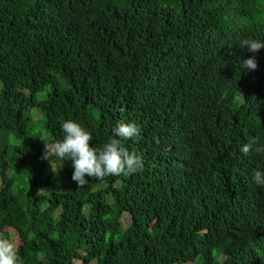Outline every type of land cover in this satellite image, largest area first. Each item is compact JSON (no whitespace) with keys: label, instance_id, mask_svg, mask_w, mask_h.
Returning <instances> with one entry per match:
<instances>
[{"label":"trees","instance_id":"16d2710c","mask_svg":"<svg viewBox=\"0 0 264 264\" xmlns=\"http://www.w3.org/2000/svg\"><path fill=\"white\" fill-rule=\"evenodd\" d=\"M249 37L264 0H0V233L23 264H264V155L240 151L264 142ZM68 119L95 147L135 123L143 170L79 187L43 158Z\"/></svg>","mask_w":264,"mask_h":264},{"label":"clouds","instance_id":"9594fccd","mask_svg":"<svg viewBox=\"0 0 264 264\" xmlns=\"http://www.w3.org/2000/svg\"><path fill=\"white\" fill-rule=\"evenodd\" d=\"M240 47L250 53L264 49V42L254 38L240 41ZM258 67L255 55L242 61V68L255 71ZM63 139L45 144L43 158L55 157L62 162L70 161L73 168L72 180L79 187L85 186L90 179H103L108 176L132 175L143 170V157L135 151H129L123 144L140 134L141 129L135 123L120 122L112 129V137L102 147L91 143L93 135L86 127L75 120L61 122ZM157 143L158 138L154 137ZM240 151L244 155L250 153L264 155V142L254 137L245 143ZM256 185L264 187V170L255 169L252 173ZM0 264H23L18 245L11 236L0 233Z\"/></svg>","mask_w":264,"mask_h":264},{"label":"rangeland","instance_id":"374dc122","mask_svg":"<svg viewBox=\"0 0 264 264\" xmlns=\"http://www.w3.org/2000/svg\"><path fill=\"white\" fill-rule=\"evenodd\" d=\"M12 56H20V57H22V58H25V56H26V53H25V51L23 50V48H21V47H18V46H15V47H13L11 50H10V52H9ZM3 83L0 81V92L3 90ZM43 116V115H42ZM33 118H34V120L37 122L36 123V130H38V131H41V128L43 127V123L40 121V119H41V112L40 111H38V110H35L34 112H33ZM43 134H44V137L45 138H50V135L48 134V132L47 131H45V130H43ZM36 141L33 139V138H31V137H29V138H27V139H25L24 141H22L21 143L23 144V145H29V144H33V143H35ZM55 172H57V174L58 175H60L61 177H62V175H61V173L58 171V168L57 167H55ZM0 185H1V183H0ZM105 186H107V184H104V185H101L100 187H105ZM98 188V187H97ZM45 191H49V190H46L45 189ZM90 215L91 216H94L95 214H96V211L95 210H90ZM45 221H47V219H44V220H42V222H45ZM16 243H18V244H20L21 243V239H20V237L18 236V237H16ZM216 254L218 255L219 254V251H217L216 252ZM222 256H220L218 259L220 260V261H222ZM75 264H82V262L81 261H76L75 262Z\"/></svg>","mask_w":264,"mask_h":264}]
</instances>
